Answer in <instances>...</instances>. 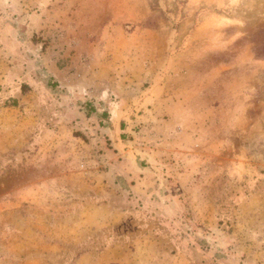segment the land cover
I'll use <instances>...</instances> for the list:
<instances>
[{
	"label": "rangeland",
	"instance_id": "1",
	"mask_svg": "<svg viewBox=\"0 0 264 264\" xmlns=\"http://www.w3.org/2000/svg\"><path fill=\"white\" fill-rule=\"evenodd\" d=\"M0 264H264V0H0Z\"/></svg>",
	"mask_w": 264,
	"mask_h": 264
}]
</instances>
